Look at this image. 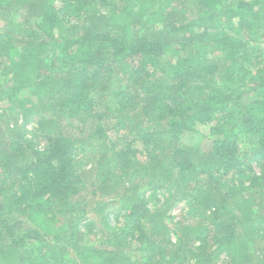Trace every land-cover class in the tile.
<instances>
[{
  "label": "trees",
  "instance_id": "16d2710c",
  "mask_svg": "<svg viewBox=\"0 0 264 264\" xmlns=\"http://www.w3.org/2000/svg\"><path fill=\"white\" fill-rule=\"evenodd\" d=\"M0 19V264H264V0Z\"/></svg>",
  "mask_w": 264,
  "mask_h": 264
},
{
  "label": "rangeland",
  "instance_id": "374dc122",
  "mask_svg": "<svg viewBox=\"0 0 264 264\" xmlns=\"http://www.w3.org/2000/svg\"><path fill=\"white\" fill-rule=\"evenodd\" d=\"M40 1H36V2H34L32 5L34 6V8H36L37 6V9L34 11L33 10V8L31 7V4H30V2L29 1H27L26 3H24V4H19L18 6H17V8L19 9V11L18 12H20L19 14H18V18H16V22L17 23H22V22H24V19L25 18H27V17H30V16H33L34 14H36L38 11H40V10H42V7H40L39 5L40 4H38ZM38 14V13H37ZM31 24V23H30ZM5 21H4V19H0V26H1V28H5ZM76 28V27H75ZM74 34V32L72 31V30H70V31H68V35H73ZM42 40V39H41ZM40 40V41H41ZM256 41V40H255ZM254 42V41H253ZM258 42H260V41H258ZM0 52H1V49H0ZM1 54V53H0ZM3 60V61H2ZM0 63H3L1 66H0V75H1V73L5 70H3V67H5V65L7 64V60L6 59H3V58H1L0 57ZM7 102V101H6ZM6 102H0V113H6V116L5 117H3L2 118V120L0 121V122H2V125H3V127L4 128H6L7 127V123H10L11 124V127H17V126H19V127H21V126H23L24 124H25V120H24V117H23V115H21V114H11L9 111H7V110H4V109H1L5 104H6ZM53 117V113L51 112L50 114H48V118L49 119H51ZM54 118V117H53ZM0 119H1V117H0ZM92 122V121H91ZM91 125V124H90ZM26 127H28L29 129H31V127H32V124H29L28 126H27V124L25 125ZM82 126H83V124H82ZM198 128L205 134L206 133V131L208 130V128H206V127H204V126H201V128H200V126H198ZM8 137V136H7ZM195 139L196 140H198V139H202V137L203 136H201V135H198V136H196L195 135ZM200 139V140H201ZM202 142V141H201ZM203 143H205V146L206 147H209V145H210V140L209 139H205L204 140V142ZM87 156L85 157V160H86V164L84 165V168H86V174H85V176H86V179H88V182H89V184H92L94 181H95V178H94V176H93V173L94 172H91V170H90V168H91V166H92V164L90 163V158H91V156H94V153H93V151H89V153H87L86 154ZM256 170H258V168H256ZM123 190V187H121V188H119V189H117V190H114L113 191V193L115 194V192H117V193H120L121 191ZM186 200H189V196H187L186 197ZM123 203V200H118V206H120V204H122ZM187 203L186 202H178L177 204H174L173 206H172V209H171V211H170V214L172 215V216H174L175 218H176V220L178 221V220H181V218L183 217L182 216V214L186 211V208H187ZM220 258H222V259H226L227 258V256L225 255V254H222L221 256H220Z\"/></svg>",
  "mask_w": 264,
  "mask_h": 264
}]
</instances>
